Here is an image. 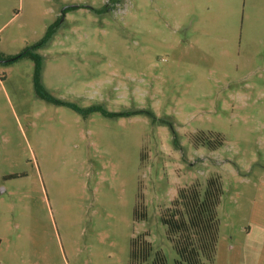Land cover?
Listing matches in <instances>:
<instances>
[{
    "label": "rangeland",
    "instance_id": "rangeland-1",
    "mask_svg": "<svg viewBox=\"0 0 264 264\" xmlns=\"http://www.w3.org/2000/svg\"><path fill=\"white\" fill-rule=\"evenodd\" d=\"M210 177L214 264H264V0H0V264H128L145 233L175 264L161 212Z\"/></svg>",
    "mask_w": 264,
    "mask_h": 264
},
{
    "label": "trees",
    "instance_id": "trees-1",
    "mask_svg": "<svg viewBox=\"0 0 264 264\" xmlns=\"http://www.w3.org/2000/svg\"><path fill=\"white\" fill-rule=\"evenodd\" d=\"M54 27L55 25L48 27L42 43L51 38ZM23 57H28L34 61V89L37 96L44 101L52 102L53 99L43 89L40 81L41 57L37 53L28 51L16 59ZM102 113L110 115L105 111ZM198 144L206 145L208 149L215 150L222 144V140L217 136L213 142L205 144L196 141L195 145ZM15 177L17 176L9 175L5 176V179ZM221 194L222 188L219 178L210 177L207 179L204 189H200L198 184L179 188L176 197L161 212L160 221L166 227L167 239L171 242L177 256L175 264H214L219 236L217 209ZM140 198L141 195L138 193L137 203L132 212L134 221L144 220L146 217ZM146 236L145 233L130 239L128 264H141L150 257L152 247L145 239ZM152 264H164V257L156 253Z\"/></svg>",
    "mask_w": 264,
    "mask_h": 264
}]
</instances>
